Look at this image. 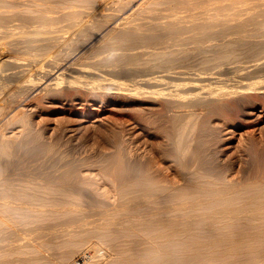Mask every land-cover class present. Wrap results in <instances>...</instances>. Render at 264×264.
<instances>
[{"label": "bare ground", "instance_id": "6f19581e", "mask_svg": "<svg viewBox=\"0 0 264 264\" xmlns=\"http://www.w3.org/2000/svg\"><path fill=\"white\" fill-rule=\"evenodd\" d=\"M27 1H29L31 4L30 0ZM36 1L33 0L34 3ZM46 1L47 0H43L44 6L42 4L41 9L39 7L40 1L39 5L37 4V8L35 5L36 3L34 4L36 9H40L38 11L32 7L36 10V12L38 11L37 13L35 11V13L33 11L32 13L30 11L21 12L18 10L17 13L15 12L13 14L9 11L12 15H9V12L8 15L0 14L1 27L6 25L5 23L8 22L9 24L10 21H13L10 19L13 17V15L14 17H16V19L21 17L22 20L21 18L20 20L23 24V28L25 27V30L27 29V27L32 29L27 30L26 32L22 28H20L19 30L17 27H21L20 23V26L16 27V25L18 24L14 25L17 30L16 28L12 27L13 29H15V31L12 29L11 31H9L10 28L8 26L9 30L8 28H6L7 32H12L11 34H14L16 32L14 35L17 34L16 36L18 38V36L22 33H20L19 31L24 30L23 33H26V35L21 37L19 36V40L28 42L27 48H29V50L31 49V53L34 52L32 50H39L40 56L44 55L47 57V59L49 57V62L47 61L48 63L46 65L42 64L43 66L37 67L39 65H36L35 62L34 64L36 65V67L29 68L30 64L25 62L26 60H23L24 58L21 59V57L19 58V56L12 57V55L7 56L4 52L7 47L6 42L8 43V41L10 40L9 37L8 41H6L7 39L5 40L6 42L0 41V57L3 56V52L5 53L3 58H0V65L4 64L5 66L8 61H11L15 63L14 68L16 70L14 72H10L8 70H6L7 72H4L2 70L4 73L2 71L0 72V103H2V101L4 102L2 105L0 104V133L2 132V129L5 130L7 128L3 127L13 125L15 124V121L19 122V120L17 119H20L21 116L23 118L25 116V113L31 110H37V105L35 103V100L37 102V97L46 96L49 100L56 101L59 97L62 96V94L65 95V93L69 91L71 92L72 90H76L78 93V91L81 89L79 85H81V87L83 86V88L85 87V90L91 93V97L88 101L80 98L81 96L76 97L70 101L67 100L68 97L65 98L67 101H69V103L67 104L70 105V109L75 112H88V114H95V116L99 118L103 117L108 111V103H116L118 102V100H121L120 97H129L132 99L139 97L141 94H139L138 96H128V94H136L138 92L136 91V88L139 89L142 86L159 88V91L157 92L158 94L155 93L156 95H153V92L150 93V96L152 94L153 96L151 97L154 98V100L151 98L152 101H161L160 103L165 110L169 109L175 112L178 111L179 118H181L180 116L183 115L186 118L185 114L188 112L187 108L189 107H193V110L194 108L198 109L204 106H211L209 108H218L223 103L225 105V101H230L229 99L231 97H237V99H248L250 94L256 92L258 87L263 85L264 89V84L260 85L262 83L260 82L261 80H257V82H255L253 77L249 80L246 79L248 77V74L247 77L240 76V79L235 80V82L232 77H230L231 80H233L232 84H228L227 82H225L229 80V77L228 80L226 79L225 81H222L223 85H216L214 83V85L209 84L208 86H206V88L208 87L209 90L207 91L205 89L206 91H204L203 94L196 92L200 89V82L198 83L197 81L192 84H186L189 86L187 87V89H183L184 87L181 88L178 86V84H171V80L174 76H187L184 75L186 74L187 70L184 71L185 66H183V70H178L176 75H172L174 73L171 74L170 72V74L165 73L159 75L145 74L142 75L141 78H139V75H137L138 78H135L133 80L127 79L126 82H122L118 87H115L116 89L114 90H106L107 84L113 77H109L108 74H113L116 72L120 74V70H123V74L125 77L124 72H127V70H132L133 72L134 68L132 69L131 66H136V68L148 67L151 69L160 67V69L163 68L164 70H169L170 68L173 69L172 66L178 67V64H180V68L182 64L186 65V60L187 62H189L188 59L192 55V53L186 50L187 48L182 44H179L178 42L180 41V38H182L181 36L184 33H187L186 35H188L189 33L188 38L197 43L196 47L198 49L211 50L214 53H212V55H214V60L216 61V63H224L230 60L232 55H235L237 53L236 51H242L238 53H244L243 51H245L246 53L247 50L255 51L256 49H260V51L264 52V0H101L106 4V10H109L108 7L112 8L111 11L109 10L110 13H106L104 11L101 12L105 9L101 8L103 3H101L100 0H79L81 4L83 2V5L86 4L88 6L87 10L79 9V5L81 4H76L79 1L76 2L75 0H73V2H76L75 4H73L72 0V3L70 2V0H67L68 4L71 3L69 5L70 7L68 6V8L72 7V9H59V11L56 10L57 14L54 9H49V14L53 11V13L55 12L54 14L56 15L52 13L51 15H48L46 13L48 10V7L45 5ZM48 1V3H46L48 5H50L49 3H51V5L54 3V1ZM57 1L56 2L57 4L59 3V6L65 7L63 6V3H60L62 2V0L60 2L59 0ZM56 2L54 3V5L56 4ZM64 3L68 5L66 2ZM11 4L13 3H10L9 7L12 6ZM51 5L49 8H52ZM74 5H77V7H75ZM99 6L102 10L99 8L98 12H95L98 9L97 7ZM146 6L151 7V16L150 11L146 10ZM22 7L20 9H22ZM14 10L17 9L14 8ZM145 10L146 12L150 13L148 17L146 16L147 13L145 12ZM156 10H158V12L160 13H157ZM144 12L146 13V15ZM143 14L145 15V17H143ZM13 19L15 20V18ZM2 31L3 30H1L0 28V32ZM1 34L2 33H0V36H2ZM5 34L3 35L6 36ZM7 35H9V33H7ZM213 38L219 39L220 43H211L210 39L213 40ZM169 40H171L172 43L174 41V45H177L178 43L177 48L174 49L172 47L174 45H171ZM175 40H178L177 43L175 42ZM208 40L210 41V43H208ZM167 41L170 44L166 43ZM10 43H8V45ZM16 43L17 42L15 41L14 44ZM12 46L15 47V45L13 44ZM22 46L24 47V45ZM187 46H190V42L189 45L187 44ZM14 49H17V46ZM175 50L179 53L175 52ZM32 55L34 54L32 53ZM37 55H39V52L37 53ZM145 55H149V58H153L152 60L155 61H149H151V63H154L151 65H147L149 64V62L145 59ZM14 57H16V59H13ZM46 57H44V59ZM25 58L27 59V57ZM20 59L23 61H21ZM83 60H87L89 61L88 63L91 64L87 66H79V62ZM191 60L192 58L190 59V61ZM209 64L211 65V63ZM97 65L105 67L107 69L106 71H104L105 75H102L103 73L98 75L99 73L97 74L92 71L94 70V68L96 69ZM99 72L101 71L99 70ZM68 73L73 74V77L71 76L72 78H70L72 80L74 78L73 82L72 80L68 79V77H70V75L72 74L69 75ZM28 74H33V76L35 75L34 79H37V77L41 76L40 80L38 79L39 81L30 82L24 78ZM130 74L128 73L129 76ZM135 75L133 74V76ZM30 76L31 75H29L28 77ZM205 78L209 79L210 77L205 75L203 77L199 75L197 79L186 80L203 81L205 80ZM251 79L253 81H250ZM9 80H12L11 85H8V87H6L7 81ZM180 81L182 80H179V83ZM130 88H132V90L135 88V92L128 91L131 90ZM85 90H83V92ZM142 90L143 88L141 89V91ZM259 93L263 94L262 91H260ZM147 94L145 96L144 90V97L147 98ZM250 101L244 104L245 109L243 112L245 119L250 123L251 126L260 127L259 125L264 124V106L254 104L252 102L250 103ZM224 105L222 106L225 107ZM231 106L229 105L230 108ZM214 109L212 108L211 111ZM193 110L191 109V111ZM219 110H221V108ZM222 110H224V108ZM199 111H201V109ZM211 111L210 109L208 110V112ZM218 111H216L217 114ZM214 112L215 111L211 113ZM196 113L197 112H195V114ZM190 115L192 116V114ZM175 116H173V118ZM191 116H189L190 120L192 119L190 118ZM199 118L200 116L197 117V119ZM231 121L233 122L232 119ZM179 122L181 123L182 121L180 120ZM232 122L229 127H224L225 133H223L225 134V136L230 134L233 128H235V124ZM199 123L201 122H198V124ZM227 123L225 124L227 125ZM229 124L230 122L228 123V125ZM186 125L185 127L184 125L181 126L186 128ZM188 125H190V123ZM195 125H193V128L192 126L189 127V129H195L198 126L196 125V127L194 128ZM206 125L208 124L199 126H202V128L205 130L204 126ZM175 127H177V125ZM178 128L179 127H177V129ZM186 129L181 128L180 132L183 130L184 132H182L185 133ZM202 131H200V133H202ZM2 133L4 134H0V178H3V180L9 178L11 182L12 180L10 179L9 175L12 174L13 176L14 174H18L20 176L24 175V177L26 178V180H24L27 182V179L30 177L31 171L30 173H24L26 170H19L18 168L21 165L17 167V165L13 161V157L16 153H20L23 150V152L27 154V157L29 158L28 160L31 161L30 166H32L31 164L35 160L38 162L39 159H41L42 157L44 158L43 153H46V151L43 149V145L31 146L26 140L24 142H16V151L11 154L9 153V151L12 152L13 150L11 151V148H9L10 150H8L9 145H11L9 142L12 141V143H14L12 139H16L18 141V139H20V137L23 135V129L19 128L18 125V127H13L12 134H9V136L5 134V131H3ZM174 136L175 135L173 134V137ZM183 137L184 136L182 135V139L179 138V140L181 139L180 141L183 142V146H187L186 148L188 149L182 147V144L177 139L178 137H174V139H176L178 143L175 146L174 152L171 154V161L174 163V175L172 177L157 176L155 173H153V167L150 168L151 166L148 167V165L143 164L139 165L138 163L133 164L132 161L129 162L127 160V154H125V156L124 153L122 154L120 151L115 155H113V153V156L111 155V157L109 156L107 158L105 156V159L103 158V160H105L103 162H106L104 166L106 167L105 170L109 172L114 178L115 194L113 193L112 195L115 197V199L114 197H112V192L110 190L109 197H112L113 199L109 200V197H106L108 198V200H103L101 198H95V196L89 194L91 192H88L86 189L78 186L75 181L79 179L78 177H80L79 173L77 172L79 164H74L73 161L70 162L66 157V159H63L60 161V163L57 162L56 164L55 162L58 160L57 158V160L54 158L53 161L56 160L55 162H50V160L47 161L44 158L43 161L41 160L43 162V166L41 167V162H38L40 165V167L38 168L36 167L38 165L36 161L34 163L36 169L40 170L41 168V172L44 171L42 173L45 174L43 175V179L46 180L45 182L47 186L46 188L44 187L46 191H48L49 189L53 191L54 187L50 184L54 185V183H56V179L59 181L57 188L60 192V197H57V199L53 198L54 201H52V203L48 201L50 204L44 205L43 203H39L37 201L39 198L37 196V193L32 194L31 191L29 193L27 189H24L23 193L22 189L19 187L17 190H14L17 187L15 186L16 184L13 185L12 182L15 179V181L18 180L16 178L18 175H16V177L11 176L12 178L15 177V179L11 182V185H9L10 183H5L4 185L7 190L10 188L12 189L0 194V252L1 250L7 248L9 250L8 252L11 251L12 253L13 251V253H15L14 251H16L17 249L20 250L21 248H23L22 246L24 245L21 243H25V240H27L28 238L29 240L32 239L30 240L31 242H29L32 244H35L34 242L38 241V244L36 243V247H39L38 245H40L42 242L46 243V245L48 244V248H50L51 246L50 249H53L54 247L52 248V245L50 244H53L55 246L60 240H64L65 236L63 233L66 232V246L64 245L65 248L61 252L59 250L55 252L56 249H54V254L46 255L49 251L47 250L48 252L46 253V250H43L47 249V246L44 248V244H41L42 246L40 247H43L42 250L39 247L43 253H46L45 259L47 258L49 260H53L52 258L56 257V260L58 259L60 263L65 264L68 263L69 260H72V257H74V253L79 247L77 246L76 248V245H78L80 242L84 244L85 241L88 243L89 237H86L87 231L91 232L92 230H104L109 233V235L111 236V240H113L112 238L117 240V249L115 250H117L119 258L115 257L117 258L115 261L113 257V264H175L172 261H176V264H232V262L234 263L241 258L242 260L243 258H245L246 260V257H250L254 254H257L259 258L260 255H258V253H262L261 257H263H260L262 261L258 259V262L257 260L258 264H264V150L261 151L256 148L253 150L252 160L254 166H252L254 167V171L250 172L249 169L246 174V171L244 170L245 174L244 171H242L240 173L241 176L239 175L238 178H235L236 176L234 177L233 174H231L232 176L228 174L230 169L227 173H225V167L224 170H222L223 168L222 166H220L221 164L217 165L218 162L216 164L215 159L214 161H210V159L212 160V158H209L211 156L206 158L208 156L207 152V156H204L205 154L203 155L199 148H192L195 146L189 145L192 144L191 142L187 143L188 140L183 141ZM198 141L200 140H197V142ZM184 142L187 144H184ZM188 145L190 146V148L188 147ZM225 149L227 150V148ZM47 152L49 154V152L52 153L53 151ZM128 156L127 157L130 158L132 154L130 155L129 153ZM51 158L53 159V156ZM146 159H148V157ZM150 161L151 160H148V163ZM58 164H61L59 172L56 168ZM79 167L81 168V166ZM41 172L38 175L42 174ZM236 173L238 174V172ZM242 173L244 175H242ZM34 174H31V176H35ZM38 175H36V177ZM18 178L20 180L19 176ZM31 178H29V182L31 181ZM22 179L23 177H21V180ZM23 182L21 183L23 184ZM18 185H20V183ZM22 186L23 185H21V187ZM26 186L28 188L30 184L28 185L27 183V185H25V188ZM5 187L3 186V188ZM22 188H24V186ZM29 188H31V186ZM73 193L79 195V197L77 195H72ZM105 196H107V194ZM77 198L81 199L82 201H76ZM18 214L24 215L26 217L23 216V219H20L21 216H19ZM16 216L17 218H14ZM30 216H33L34 218L36 217V219L31 218ZM43 216L46 217L44 218ZM28 217H30L31 220ZM16 219L20 221L19 223L17 222V225L15 224L17 221ZM13 221L15 223H12ZM12 224L16 226L12 227ZM95 232L93 233L95 234ZM76 234H78V236L80 234L79 237L81 238H76ZM81 234H84L85 237H83ZM62 236H64V238ZM59 237L62 238L60 239ZM57 239L59 241L56 243ZM61 243H59L61 245L60 248L64 244ZM89 244L90 247L91 245H93L90 243V240ZM27 245L29 246L30 244L27 243ZM58 247L59 246H57L56 248L58 249ZM91 249L92 248H90L89 250ZM95 249L96 247L94 248V250ZM40 250H38V252L41 255L42 253L40 252ZM86 250L88 251V248ZM18 251H16V253ZM36 252L37 251H35V253ZM50 252H53V250H50ZM39 253H36L37 255H34V253H30L31 255L29 256H20L13 259L10 258V260H8L7 258V261H4V259H2V257L0 256V264H9V261H15L16 264H34L36 260L42 262L41 259L42 257H44V255H42L41 257ZM84 253L85 252L83 251V254ZM88 253L90 252L88 251ZM95 253H93V255ZM23 254L25 255V253ZM255 255L254 257H250L251 259L247 258V260L249 259V261L251 260L253 262L252 259L255 258ZM49 260L47 261L48 263ZM177 260H179L180 262H177ZM245 260H243L244 262H241L246 264L245 262L247 260ZM108 261V264L112 262ZM90 262L91 261H89V263ZM96 264H98V262H96Z\"/></svg>", "mask_w": 264, "mask_h": 264}, {"label": "rangeland", "instance_id": "374dc122", "mask_svg": "<svg viewBox=\"0 0 264 264\" xmlns=\"http://www.w3.org/2000/svg\"><path fill=\"white\" fill-rule=\"evenodd\" d=\"M2 1V2H1ZM0 2V14H5V15H8L10 12L13 14V13H17L18 12V10L19 11H21V12H36V10H38V9H36L37 8V6L39 5V1H40V5H39V7H40V9H41V7H42V4H43V6H44V2H43V0H42V2H41V0H38V1H36V0H34V1H36L35 3L33 2V0H30L31 1V4H30V2L29 1H27V0H1ZM5 1H6V3H5ZM18 1H19V3H18ZM45 1V0H44ZM48 1V0H47ZM46 1V3H48ZM51 1H54V3L57 1V0H50V2ZM61 0H59V2H60ZM69 1V0H68ZM67 0H64V2H68ZM76 2L77 1H79V0H75ZM4 2V3H3ZM7 2H9V3H7ZM23 2V3H22ZM33 2V3H32ZM58 2V1H57ZM57 2H56V4H57ZM63 2V0H62V2H60V3H63V4H60V5H63V6H65V7H62V6H59L58 4L56 5H54V3L51 5V3H49L50 5H51V7L52 8H49L50 7V5H48V4H46L45 3V5L48 7L46 10H47V14L48 15H51V13L52 14H54L55 12H56V10L57 11H59V9H67L68 8V6L73 2V0H72V2H71V0H70V4H68V5H66L65 3ZM76 2H73V4H75ZM82 2V1H81ZM100 2L101 3H103L101 0H100ZM10 3H13V4H11L12 6L11 7H14L15 9H17V10H14V8H11V7H9L10 6ZM22 3V4H21ZM29 3V4H28ZM36 5V8H35V5ZM38 4V5H37ZM72 4V5H73ZM77 5H79V4H81L80 3V1L79 2H77L76 3ZM104 4V5H103ZM102 4V6H101V8L103 9H105V6H106V4L105 3H103ZM14 5V6H13ZM32 5H34V6H32ZM77 5L75 6V7H77ZM145 5H147V4H145ZM4 6V7H3ZM18 6H20V7H18ZM23 6V7H22ZM29 8H27V7ZM67 6V7H66ZM82 6V7H81ZM104 6V7H103ZM144 6V5H143ZM6 7H8V8H6ZM22 7V9H20ZM35 8V9H33V8ZM38 7V8H39ZM70 7V6H69ZM74 7V8H75ZM87 5L85 4V5H83V2H82V4L81 5H79V9H84V10H87ZM145 7V6H144ZM73 8V9H74ZM98 9H97V11H95V12H98V10H99V8H100V6L99 7H97ZM100 8V9H101ZM149 10H148V9ZM8 9V10H7ZM11 9V10H10ZM12 9H13V11H12ZM28 11H27V10ZM31 9V10H30ZM39 9V10H40ZM52 9H54L55 10V12L53 13V11L52 12H50V14H49V12L48 11H50V10ZM68 9H72V7L71 8H68ZM76 9H78V8H76ZM101 9V10H102ZM106 9H107V6H106ZM100 10L101 12H106V13H110L109 12V10L111 11L112 10V8H109L108 7V9L109 10ZM145 9V8H144ZM151 9V7H149V6H146V10L147 11H150V13L152 12V10H150ZM6 10V11H5ZM26 10V11H25ZM38 10V11H39ZM89 10H90V8H89ZM88 10V11H89ZM146 10H145V12H146ZM159 10V9H158ZM158 10H156V12L157 13H160V12H158ZM10 11V12H9ZM37 11V12H38ZM99 11V12H100ZM162 11V10H161ZM9 12V13H8ZM32 12V13H33ZM34 12V13H35ZM36 12V13H37ZM144 12V13H145ZM163 12V11H162ZM9 14V15H12V14ZM146 13H147V15H146ZM145 13V15L148 17V15L150 14V13H148V12H146ZM56 14H57V12H56ZM56 14H54V15H56ZM145 15L143 14V17H145ZM152 15V13L150 14V16ZM17 17H19V16H17ZM13 18H15V20L13 19ZM21 18V17H20ZM20 18H18V19H16V17H14V15H13V17L12 18H10L11 20H13V21H10L9 22V24H8V22L7 23H5L6 25H2L3 27H1L0 26V28H1V30H3L2 32H0V33H2L1 35L2 36H0V41H5L6 39V41H8V37L10 38V42L8 41V43H10L9 45H8V43L6 42V49H5V53H6V55L7 56H11L12 55V57L13 56H19V58L21 57V59H23V60H26L25 62H27V63H29L30 65H29V68H35L36 67V65H39V66H37V67H41V66H43L42 64H44V65H46L48 62H49V57H48V59H47V57L46 56H40V51L39 50H32V51H34V52H32L34 55H32V53H31V49L29 50V48H27V44H28V42H23L24 40H19V36L21 37V36H24V35H26V33H23V31L25 30L24 28H23V24H22V22H21V20H22V18H21V20H20ZM10 19H7V20H10ZM20 20V21H19ZM263 22H264V20H263ZM21 23V27H17V26H20L19 24ZM16 24H18V25H16ZM14 25H16V27L20 30V28H22V29H24V30H22V31H19L20 33H21V35H19L18 36V38H17V34L16 35H14V34H11L12 32H7V30H6V28H8V26H9V28H10V30H9V28H8V30L9 31H11V29L12 30H14L15 31V29H13V28H16ZM13 27V28H12ZM17 28H16V30H17ZM29 27H27V29L25 30V32L27 31V30H31L30 28L28 29ZM249 28H251V27H249ZM13 31V32H14ZM250 31H251V29H250ZM3 32H5V33H3ZM7 33H9V35H7ZM18 33V32H17ZM250 33V32H249ZM3 34H5L6 36H4ZM19 34V33H18ZM185 34V33H184ZM182 35L181 37L182 38H180V41H178V40H175V42L177 43V41L179 42V44H182L183 46H185L187 49L186 50H188L189 52H191L192 53V55L190 56L191 58H192V60L190 61V57H189V59H188V61L190 62H187V60H186V65L185 64H182V66H181V68L179 67L180 66V64H178V67L177 66H172V68L173 69H175V70H173V69H169V70H164L163 68L162 69H160V67H157V68H148V67H137L136 68V66L134 67H132L131 66V68L133 69H136V70H134L133 69V72H132V70H127V72H124L125 73V77H124V74H123V70L121 71L120 70V74H118V72H116V73H113V74H108V76L110 77V76H113L112 77V79H111V81L107 84V88H106V90H108V91H111V90H114V89H116L115 87H118L122 82H126L127 81V79L128 80H130V79H135V78H138L137 77V75H139V78H141L142 77V75H145V74H151V75H159V74H165V73H174V74H172V75H176L177 74V71L178 70H183V66H185V68H184V71L185 70H187V72H186V74H184V75H187V76H184L185 78L186 77H188V78H186L187 80L188 79H197V77L200 75V76H203L204 77V75L205 76H208V77H210L209 79H207V78H205V80H189V81H187L183 76H180V75H176V76H174L173 77V79L171 80V84H173V85H175V84H178V86L179 87H181V88H183V89H187V87L189 86V85H186V84H192V83H195L196 81L199 83V87H200V89L198 90V91H196V92H198V93H201V94H203V92L204 91H208L209 89H208V87L206 88V86H208L209 84L211 85V84H216V85H223L222 84V81H225L226 79L228 80V77H229V80H230V82H229V80L228 81H225V82H227L228 84H232L233 83V80H234V82H235V80H238V79H240V76H246L247 77V74H248V77L246 78V79H250V78H252L253 77V79H254V81L255 82H257V80H261L260 82H262L260 85H262V84H264V52H262V51H260V49H256L255 51H252V50H247L246 51V53H245V51H243L244 53H238V52H242V51H236L234 54L236 55H232V57L234 58H230V60H228V61H226V62H224V63H220V62H217L216 63V61L214 60V55H212V51L211 50H209V49H198L196 46V44L197 43H195L192 39H189L188 37H189V33H188V35ZM10 35H11V37H10ZM13 35V36H12ZM5 37H7V38H5ZM16 39H15V38ZM14 39H15V41L17 42L16 44H14L15 43V41H14ZM212 39V38H211ZM210 39V41H211V43L213 42V43H220V40L219 39H215V38H213V40H211ZM215 39V40H214ZM18 40V41H17ZM218 40H219V42H218ZM173 41V40H172ZM210 41L208 40V43H210ZM216 41V42H215ZM13 42V43H12ZM169 42L171 43V45H174V41H173V43L171 42V40H169ZM168 41L166 42V43H168V44H170ZM189 42H190V46H187V44L189 45ZM24 45V47L21 45ZM207 43V44H208ZM12 44L13 45H15V47L14 46H12ZM167 44V45H168ZM166 45V44H165ZM177 45H178V43H177ZM177 45H174V46H172L174 49L175 48H177ZM16 46H17V49H14V48H16ZM26 46V47H25ZM160 46V45H159ZM192 46V47H191ZM10 47V48H9ZM9 48V49H8ZM189 48H191V49H189ZM19 49V50H18ZM11 50H12V52H11ZM14 50V51H13ZM8 51V52H7ZM37 51V52H36ZM208 51H210V52H208ZM3 52V56L5 55V53ZM36 52V53H35ZM39 52V55H37V53ZM175 52H178V51H176L175 50ZM248 52V53H247ZM255 52V53H254ZM259 52V53H258ZM8 53V54H7ZM179 53V52H178ZM210 55H209V54ZM262 53V54H261ZM214 54V53H213ZM255 54V55H254ZM258 54H259V56H258ZM212 55V56H211ZM240 55H242V56H240ZM248 55H249V57H248ZM3 56H1L0 58H3ZM35 56H37V57H35ZM40 56V57H39ZM253 56V57H252ZM257 56V57H256ZM25 57H27V59L25 58ZM42 57V58H41ZM44 57H46L45 59H44ZM145 57V59L146 60H148V62H149V64H147V65H151V64H153L154 62H152L151 63V61H155V60H152L153 58H149V55H145L144 56ZM262 57V58H261ZM5 58H7V57H5ZM4 58V59H5ZM9 58V57H8ZM11 58V57H10ZM19 58H17V59H19ZM32 58V59H31ZM35 58V59H34ZM42 60H41V59ZM149 58V59H148ZM236 58V59H235ZM13 59H16V57H14ZM20 59V60H21ZM29 59V60H28ZM47 59V60H46ZM211 59V60H210ZM10 60V59H9ZM23 60H21V61H23ZM31 60V61H30ZM149 60H151V61H149ZM234 60V61H233ZM29 61V62H28ZM40 61V62H39ZM42 61V62H41ZM46 61V62H45ZM48 61V62H47ZM211 61V62H210ZM257 61V62H256ZM36 62V63H35ZM89 61H87V60H83V61H80L79 62V66H87V65H89V64H91V63H88ZM213 62V63H212ZM215 62V63H214ZM228 62V63H227ZM7 63V62H6ZM5 63V64H6ZM14 65H13V64ZM32 63V64H31ZM36 65H35V64ZM209 63H211V65L209 64ZM220 63V64H219ZM258 63H259V65H258ZM207 64H209V65H207ZM216 64V65H215ZM223 64H226V65H223ZM14 66H15V63L14 62H11V61H8V63L4 66V64L2 65H0V72L3 70L4 72L6 71V70H8V71H10V72H14V71H16L15 70V68H14ZM31 66V67H30ZM235 66V67H234ZM247 68H246V67ZM12 67V68H11ZM25 67H27V66H25ZM189 67V68H188ZM213 67V68H212ZM239 67V68H238ZM251 67V68H250ZM10 68V69H9ZM195 68V69H194ZM219 68V69H218ZM254 68V69H253ZM5 69V70H4ZM17 69V68H16ZM98 71H97V70ZM96 69L94 68V70H92L93 72H95V73H99L98 75H100V74H102V75H105V73H104V71H106L107 69L105 68V67H101V66H99V65H97L96 66ZM109 69V68H108ZM118 69H120V68H118ZM150 69V70H149ZM212 69V70H211ZM222 69V70H221ZM228 69V70H227ZM237 69V70H236ZM247 69V70H246ZM13 70V71H12ZM96 70V71H95ZM99 70L101 71V72H99ZM218 70V71H217ZM244 70V71H243ZM2 71V72H3ZM91 71V72H92ZM154 71H156V72H154ZM172 71H174V72H172ZM247 71V72H246ZM248 71H249V73H248ZM3 72V73H4ZM7 72V71H6ZM122 72V73H121ZM197 72V73H196ZM210 72V73H209ZM241 72H242V74H241ZM128 73L130 74V73H133L135 76H133V74H130V76L128 75ZM140 73V74H139ZM169 73V74H170ZM241 74V75H239V74ZM69 75L70 74H72V73H68ZM209 74V75H208ZM219 74V75H218ZM245 74V75H244ZM255 74V75H254ZM29 75H31L30 77H28ZM69 75H66V76H69ZM122 75V76H121ZM141 75V76H140ZM195 75V76H194ZM214 75V76H213ZM257 75V76H256ZM35 76V75H34ZM34 76H33V74H28L27 76H25L24 78L25 79H27L28 81H30V82H32V81H39L40 80V77H37V79L35 78L34 79ZM39 76V75H38ZM73 77V74L72 75H70V77H68V79L69 80H72V79H70V78H72ZM212 76V77H211ZM220 76V77H219ZM222 76H226V77H222ZM238 76H239V78H238ZM260 76V77H259ZM27 77V78H26ZM176 77V78H175ZM215 77V78H214ZM230 77H232V79L233 80H231V78ZM30 78H31V80H30ZM116 78V79H115ZM118 78V79H117ZM122 78H124V79H122ZM184 79V81H183V79ZM256 78V79H255ZM263 79V81H262V79ZM39 79V80H38ZM124 80V81H122V80ZM204 79V78H203ZM212 79H213V81H212ZM73 80H74V78H73ZM73 80H72V82H73ZM179 80H182V81H180V83H179ZM207 80H208V82H207ZM9 81H10V84H9ZM9 81H7V85H6V87H8V85L10 86L11 85V81L12 80H9ZM194 81V82H193ZM202 81V82H201ZM205 81V82H204ZM220 81V82H219ZM250 81H253L252 79L250 80ZM258 81V82H259ZM174 82V83H173ZM211 82V83H210ZM259 82V83H260ZM202 83H204V84H202ZM208 83V84H207ZM219 83H221V84H219ZM258 83V84H259ZM206 84V85H205ZM213 84V85H214ZM114 85V86H113ZM80 86V92L78 91V93H79V95H78V93H77V91L75 90H72L71 92L69 91V92H67V93H65V95H63L62 94V96L61 97H59L58 98V100H56V101H51V100H49L46 96H40V97H37L36 99H37V102H36V100H35V103H36V105H37V107H36V109L37 110H31V111H29V112H27V113H25V116L23 117L24 118V120H23V118H22V116L20 117V119H17V120H19V122L18 121H15L14 123L15 124H13L14 126H16V127H18V125H19V128H22L23 129V135L20 137V139H18V141L15 139H12L13 141H14V143H12V141L11 142H9L11 145H9V147H8V150H10L9 148H11V151L12 152H10L9 151V153H13L14 151H16V142H24L25 140L26 141H28L29 142V145H31V146H42L43 145V149L46 151V153H43V156H44V158H45V160H47V161H49L50 160V162H55L57 159V161L55 162V164L57 163V162H59L60 163V161L61 160H63V159H68L70 162H72L73 161V163L74 164H79L78 165V170H77V172L79 173V176L80 177H78L79 179H77L76 181H75V183L78 185V186H80L81 188H83V189H86L88 192H93L92 194L91 193H89L90 195H93V196H95V198H101V199H103V200H108V198H106V197H109L110 196V191L112 192L111 193V195L114 193L115 194V183H114V178L111 176V174L109 173V172H107L105 169H106V167H104L105 166V164H106V162H103V161H105V160H103V158L106 156L107 158L110 156L111 157V155L113 154V155H115V154H117V153H119V151L123 154L124 153V155L125 154H127V156H128V154L130 153V155L132 154V156L130 157V158H133V159H130V158H128L126 155V158H127V160L130 162V161H132V163L134 164H139V165H141V164H143V165H148V167H150V168H152V170H153V173H155L157 176H160V177H163V176H170V177H172L173 175H174V167H173V162L171 161V154L174 152V150H175V146H176V144L178 143V141L176 140V139H174V137L175 138H177L178 140H179V138H181L182 137V135L184 136L183 137V141H187V143H189V142H191L192 144H189V145H193V146H195V147H192V148H199V150H201V152L203 153V155L204 156H207V153H208V156L206 157V158H208L209 156H211V157H209V158H212V160L210 159V161H214V159H215V162H216V164H217V162H218V164L217 165H219V164H221L220 166H222V170H224V167H225V170H224V172L225 173H227L228 172V170L230 169V171L229 172H231V173H229L228 172V174L230 175V176H232L231 174H233V176L235 177V178H238V176L240 175L241 176V172L242 171H246V174H247V172L249 171V169H250V172H252V171H254L253 169H254V165H253V160H252V154H253V150L256 148V149H258V150H264V124L263 125H259L260 127H258V126H251L250 125V123L245 119V116H244V109H245V106H244V104H246V103H248V101H250V103L252 102V103H254V104H257V105H260V106H264V89H263V85L262 86H260V87H258V89L256 90V92H253L252 94H250V96L248 97V99H237V97H231L229 100L230 101H225V105H224V103L222 104V105H224L225 107H223L222 105H220V106H222L223 108H224V110H222L223 108L222 107H220L221 108V110H219L220 108L218 107H212L214 110H212L211 111V109L212 108H209V107H211V106H209V107H207V106H204V107H201V108H198V109H195L194 108V110H193V107L191 108V107H189V108H187L188 109V112L185 114V116H186V118L184 117V115L183 116H180L181 118H179V112L178 111H173V110H165V109H163V107H162V105H161V101H159V100H156V102H153L152 101V99L154 100V98L153 97H151V96H153V95H156V94H158L157 92L159 91V88H156V87H144V86H142L141 88H136V91H138L136 94L135 93H129L128 94V96H134V95H139V94H141L140 96H141V99H140V96L139 97H136L135 99H132V98H129V97H120L121 98V100H118V102H116V103H113V102H110V103H108V111L105 113V115L103 116V117H97V116H95V114H88V112H85V113H83V112H75V111H73V110H71L70 108V105H68L67 103H69V101L70 100H73L74 98H76V97H80V98H82V99H84V100H86V101H88L89 99H90V97H91V93L89 92V91H86L85 90V87L83 88V86L81 87V85H79ZM186 86V87H185ZM231 86V85H230ZM109 88V89H108ZM143 88V92L141 91V89ZM131 90H128V91H130V92H135L134 90H135V88L132 90V88H130ZM206 89V90H205ZM261 89V90H260ZM82 90V91H81ZM83 90H85L84 92H83ZM144 90H145V96H146V94H147V98L146 97H144ZM151 90V91H150ZM140 91V92H139ZM150 91V92H149ZM260 91H262L263 92V94L262 93H259ZM73 92V93H72ZM86 92V93H85ZM153 92V93H152ZM69 93H72V94H69ZM85 93V94H84ZM87 93H89V94H87ZM150 93H152L151 94V96H150ZM156 93V94H155ZM261 94V95H260ZM66 95H68V96H66ZM148 95H149V97H148ZM143 96V97H142ZM46 97V98H45ZM68 97V98H67ZM69 97H70V99H69ZM65 98H67V100H69V101H67ZM143 98V99H142ZM144 98H145V100H144ZM152 98V99H151ZM250 98V99H249ZM252 98V99H251ZM149 99V100H148ZM39 100V101H38ZM48 100V101H47ZM146 100H147V102H146ZM232 100V101H231ZM245 100V101H244ZM257 100V101H256ZM113 101V100H112ZM127 101V102H126ZM159 101V102H158ZM234 101V102H233ZM242 101V102H241ZM244 101V102H243ZM247 101V102H246ZM115 102V101H114ZM229 102H231V103H229ZM237 102V103H236ZM4 102L2 101V103H0L1 105L3 104ZM242 103V104H241ZM113 104V105H112ZM160 105V106H159ZM226 105H228V106H226ZM229 105L231 106V108H232V110H231V108L229 107ZM242 105V106H241ZM136 106V107H135ZM235 106V107H234ZM39 107V108H38ZM111 107H112V109H111ZM208 109H207V108ZM229 107V108H228ZM48 108V109H47ZM133 108V109H132ZM161 108V109H160ZM190 109V110H189ZM191 109L193 110V111H191ZM201 109V111H199ZM207 109V110H206ZM210 109V111L211 112H213V111H215L214 113H211V112H208V110ZM230 109V110H229ZM203 110V111H202ZM219 110V111H218ZM227 110V111H226ZM134 113H133V112ZM173 111V112H172ZM190 111H191V113H190ZM216 111H218V114L216 113ZM221 111H225L224 113L223 112H221ZM195 112H197L196 114H195ZM199 112V113H198ZM175 113V114H174ZM85 114V115H84ZM174 114V115H173ZM189 114V115H188ZM190 114H192V116L190 115ZM197 114H199V115H197ZM217 114V115H216ZM223 114V115H222ZM175 115H177V116H175ZM197 115V116H196ZM216 115V116H215ZM231 115V116H230ZM233 115V116H232ZM173 116H175L174 118H173ZM187 116H188V118H187ZM189 116H191L190 118H192L191 120L189 119ZM196 116V117H195ZM200 116V120L199 119H197V117H199ZM230 116V117H229ZM235 116V117H234ZM25 117H26V119H25ZM138 117V118H137ZM177 117V118H176ZM203 117V118H202ZM227 117H228V119H227ZM232 117V118H231ZM102 118V119H101ZM177 119V121H176V119ZM226 118V119H225ZM234 118V119H233ZM187 119V120H186ZM230 119V120H229ZM231 119L233 120V122L231 121ZM24 121V122H22V121ZM181 120L182 122L180 123L179 121ZM225 120H227V121H225ZM229 120V121H228ZM138 121V122H137ZM141 121V122H140ZM177 123H176V122ZM244 121H245V123H244ZM20 122H22V123H20ZM194 124H193V123ZM198 122H201V123H199L198 124ZM230 122V124L228 125V123ZM231 122L232 123H234L235 124V128H233V130H232V132L230 133V134H228V135H226L225 136V128L226 127H229L230 125H231ZM247 122V123H246ZM17 123V124H16ZM173 123V124H172ZM183 123V124H182ZM190 123V125H188V124ZM192 123V124H191ZM225 123H227V125L225 124ZM183 126L184 125V127H185V125H186V128H184V127H182L181 125ZM198 125L197 127H196V125ZM205 124H208V125H206V126H204V128H205V130L202 128V126L203 125H205ZM13 125H8V126H5V127H3V128H6L5 130L4 129H2L1 131L3 132V131H5V134H7L8 136H9V134H12V131H13ZM177 125V127H179L178 129H177V127H175ZM178 125H180V126H178ZM193 125H195L194 126V128L195 129H192L193 128ZM199 125H202L201 127L199 126ZM226 125V126H225ZM13 126V127H12ZM192 126V128H191V130L189 129V127H191ZM208 126V127H207ZM200 127V128H199ZM221 127V128H220ZM225 127V128H224ZM125 128V129H124ZM158 128V129H157ZM176 128V129H175ZM186 129L185 130V133H183L182 131V133L180 132V129ZM202 128V129H201ZM208 128V129H207ZM218 128V129H217ZM113 129V130H112ZM148 129V130H147ZM172 129H174V130H172ZM200 130V131H202V133H200V131H198V130ZM220 129H222V130H220ZM251 129V130H250ZM54 130V131H53ZM121 130V131H120ZM154 130V131H153ZM179 130V131H178ZM189 130V131H188ZM196 130V131H195ZM178 131V132H177ZM208 131V132H207ZM250 131V132H249ZM0 133V134H4V133ZM40 132V133H39ZM156 132V133H155ZM176 134H175V133ZM193 132V133H192ZM210 132V133H209ZM213 132V133H212ZM224 132V133H223ZM38 133V134H37ZM178 133V134H177ZM196 133V134H195ZM207 133V134H206ZM157 134V135H156ZM173 134L175 135L174 137H173ZM180 134V135H179ZM186 136H185V135ZM206 134V135H205ZM247 134V135H246ZM32 135H34V136H32ZM36 135V136H35ZM170 135V136H169ZM178 135V136H177ZM221 135V136H220ZM128 136V137H127ZM191 136V137H190ZM187 137V138H186ZM197 137V138H196ZM252 137V138H251ZM38 139H39V141H38ZM125 139V140H124ZM174 139V140H173ZM182 139V138H181ZM180 139V140H181ZM184 139H186V140H184ZM21 140H23V141H21ZM35 142H34V141ZM134 140V141H133ZM175 140H176V142H175ZM179 140V142L182 144L183 142L182 141H180ZM197 140H200V141H198L197 142ZM203 141V142H202ZM221 141V142H220ZM250 141V142H249ZM39 142V143H38ZM196 144H195V143ZM187 143H185L184 142V144H187ZM252 143V144H251ZM41 144V145H40ZM106 144V145H105ZM197 144H198V147H197ZM201 144V145H200ZM202 144H203V146H202ZM128 145V146H127ZM188 145V147L190 148V146ZM200 145V146H199ZM14 146H15V148H14ZM136 147V148H135ZM171 147V148H170ZM182 147L183 148H186L187 146H183V144H182ZM200 147H202V148H200ZM229 147V148H228ZM231 147V148H230ZM55 148V149H54ZM86 148V149H85ZM225 148H227V150L225 149ZM248 148V149H247ZM173 149V150H172ZM186 149H188V148H186ZM92 150V151H91ZM114 150H116V151H114ZM126 150V151H125ZM129 150V151H128ZM131 150V151H130ZM224 150V151H223ZM47 151H53L52 153H53V155H52V153H50L49 152V154L51 155H49L48 154V152ZM125 152H127V153H125ZM133 152H134V154L136 155H134L133 154ZM146 152V153H145ZM151 152V153H150ZM207 152V153H206ZM20 153H21V155H20ZM20 153H16L15 155H14V157H13V161H14V163L17 165V167H19L20 165V167L18 168L19 170L20 169H22L21 171H25L24 173H30V171H31V174H34V173H36V174H34L35 176H31V174H30V177L29 178H33V180H32V178H31V181L29 182L28 180H30L29 178H28V176H27V182L25 181L26 180V178L24 177V175H18V174H14L13 176H15L16 177V175H18L19 177H20V180H21V177H23V179L20 181L19 180V178H18V176L16 177L18 180L17 181H15L16 179H15V177L14 178H12L13 176H12V174H10L9 176H10V179L13 181L14 179V181H15V183H14V181L12 182V184L13 185H15L17 188H13L14 190H17L18 189V187L19 188H21L22 189V193H23V191H24V189H27V191L30 193V191H31V193L33 194V193H37V196L39 197L38 198V202L39 203H43L44 205H47V204H50L49 202H51L52 203V201H54L53 200V198L54 199H57V197L59 198L60 197V192L58 191V188H57V186H58V183H59V181L56 179V183H54V185L53 184H50L51 186H53L54 187V190L53 191H51L50 189L48 190V191H46L45 190V188H46V180L45 179H43V175H45V174H43L42 172H44V171H42L41 172V168H40V170H38V169H36V167L38 168V167H40V165H41V167L43 166V160H44V158L42 159H39L38 160V162L40 163V165H39V163L36 161V163L38 164H36L37 166L35 167L34 165V163H35V161L31 164L32 166H30V163H31V161L30 160H28L29 158L27 157V154L26 153H24L23 152V150H22V152H20ZM223 153V154H222ZM54 154H55V156H54ZM94 154V155H93ZM162 154V155H161ZM227 154V155H226ZM228 154H229V156H228ZM251 154V155H250ZM26 155V156H25ZM112 155V156H113ZM134 155V156H133ZM144 155V156H143ZM249 155V156H248ZM17 156V157H16ZM53 156V159L51 158ZM62 156H64V157H62ZM72 156V157H71ZM102 156V157H101ZM18 157H20V158H18ZM25 157V158H24ZM27 157V158H26ZM61 157V158H60ZM66 157V158H65ZM78 157V158H77ZM87 157V158H86ZM137 157V158H136ZM148 157V159H146ZM170 157V158H169ZM240 157V158H239ZM17 158V159H16ZM47 158V159H46ZM54 158L56 159L55 161H53L54 160ZM226 158V159H225ZM16 159V160H15ZM20 159V160H19ZM25 159H26V161H25ZM105 159V158H104ZM144 159V160H143ZM42 160V161H41ZM52 160V161H51ZM67 160V161H68ZM148 160H151L149 163H148ZM154 160V161H153ZM147 161V162H146ZM156 161V162H155ZM27 162V163H26ZM84 162V163H83ZM87 162V163H86ZM101 162V163H100ZM152 162H153V165H152ZM214 162V163H215ZM20 163V164H19ZM27 165H26V164ZM63 163V162H62ZM82 163V164H81ZM213 163V162H212ZM81 164V165H80ZM87 164V165H86ZM101 164H104V165H101ZM225 164V165H224ZM25 165V166H24ZM59 165V166H58ZM57 166H56V168L58 169V172H59V169H60V165L61 164H58ZM253 165V166H252ZM79 166H81V168L79 167ZM232 166V167H231ZM31 167V168H30ZM102 167V168H101ZM104 167V168H103ZM229 167H231V168H229ZM26 168H28V169H26ZM160 168V169H159ZM88 169V170H87ZM227 170V171H226ZM233 172H232V171ZM245 171H244V174H245ZM34 172V173H33ZM42 173V174H40V175H38L39 173ZM236 172H238V174L236 173ZM91 173V174H90ZM83 174V175H82ZM243 173H242V175H244ZM36 175H38L37 177H36ZM82 175V176H81ZM12 176V177H11ZM6 177H8V176H6ZM95 177V178H94ZM233 177V178H234ZM88 178V179H87ZM103 178V179H102ZM110 178V179H109ZM232 178V177H231ZM25 179V180H24ZM97 179V180H96ZM107 179V180H106ZM9 180V178L7 179H4L3 180V178L1 179L0 178V189H2L3 188V186L5 187V183H10L9 185H11V182H10V180ZM38 180V181H37ZM4 181H6V182H4ZM8 181V182H7ZM20 181V182H19ZM25 183H24V182ZM17 182H18V184L20 183V185H18L17 184ZM21 182H23V184L21 183ZM106 182V183H105ZM110 182V183H109ZM111 182H112V184H111ZM27 183H28V185L30 184V186H31V188H27V186H26V188H25V185H27ZM25 184V185H24ZM90 184V185H89ZM3 185V186H2ZM12 185V186H13ZM21 185H23L24 186V188H22L21 187ZM109 185V186H108ZM36 186H39V187H36ZM84 186V187H83ZM111 186V187H110ZM2 187V188H1ZM11 187V186H10ZM9 187V188H10ZM45 187V188H44ZM57 190H56V189ZM10 189H12V188H10ZM10 189H8L9 191H10ZM7 189H6V187L5 188H3L2 190H0L1 191V193L0 194H2V192H6V191H8ZM20 190V189H19ZM43 190V191H42ZM56 190V191H55ZM110 190V191H109ZM26 191V192H27ZM55 191V192H54ZM58 191V192H57ZM99 191V192H98ZM51 192H52V194H51ZM43 193V194H42ZM57 193V194H56ZM56 194V195H55ZM107 194V196H105ZM42 195V196H41ZM72 195H77V194H75V193H73ZM52 196V197H51ZM78 197H79V195H77ZM47 197V198H46ZM112 197H114L113 195H112ZM110 198L109 197V200L110 199H113V198ZM105 198V199H104ZM48 199V200H47ZM114 199H115V197H114ZM40 200V201H39ZM82 201L81 199H78L77 198V200L76 201ZM43 201V202H42ZM46 201V202H45ZM49 201V202H48ZM79 201V202H80ZM112 201V200H111ZM114 201V200H113ZM19 216H21V218L20 219H23L22 217L24 216V215H21V214H18ZM19 216H18V219H19ZM24 217H26V216H24ZM31 218H34L33 216H30ZM30 217H28V218H30ZM44 217V216H43ZM46 217V216H45ZM44 217V218H45ZM14 218H17V216L16 217H14ZM31 218H30V220H31ZM24 219H26V218H24ZM34 219H36V217L34 218ZM17 220V219H16ZM15 221V220H14ZM12 222V223H15V222ZM17 222L19 223L20 221H16V225H17ZM13 225V224H12ZM15 225V226H16ZM14 225L12 226V227H15ZM97 232V234H96V232ZM99 231V232H98ZM93 232H95V234L93 233ZM93 233V234H92ZM64 234V236H65V238H64V236H62L63 238H64V240H60L62 237H59L58 239L60 240H58L57 239V241H56V247L57 246H59L58 247V249L53 245V244H50V245H52V248L53 249H50L51 248V246H50V248H48V244L46 245V243H42L41 242V244L43 245L44 244V248L46 247L47 249H44L43 251H45L44 253L41 251L42 249H43V247H40V246H42L40 243V245H38L40 248H41V250H40V248L39 247H36V243L38 244V241L37 242H34V241H32V242H34L35 244H32V243H29V242H31L30 240H32V239H30L29 240V238L27 239V240H25V241H23V242H25V243H21V244H23L24 246H22L23 248H21L20 250L19 249H17L16 251H18L17 253H16V251H14L15 253H13V251H12V253H11V251L10 252H8L9 250L6 248V249H3V250H1V252H0V256L2 257V259H4V261L6 260L7 261V258H8V260H10V258H16V257H20V256H29V255H31L30 253H34V255L37 253H39L38 252V250H40V252L42 253L41 255H40V253H39V255L42 257V255H44V257H42V259H41V261L42 262H40L39 260H36V262H34V264H45V263H47V264H62V263H60L59 262V260L57 261L56 260V257H54L55 258V260H54V258H52L53 260H49V259H47V261L49 260V263L46 261V259H45V256L46 255H51V254H54V249H56V251L55 252H57V250H59L60 252L65 248V239H67V234H66V232L65 233H63ZM66 234V235H65ZM84 234H85V232H84ZM84 234H81L83 237H85V235ZM88 234V235H87ZM77 236H76V238L77 237H79L80 236V234H79V236H78V234H76ZM97 235V236H96ZM91 236V237H90ZM101 236V237H100ZM109 238H108V237ZM86 237L88 238L89 237V240H90V243L91 244H93V245H91V247H90V244H89V240H88V243L85 241L84 242V244L83 243H79L78 245H76V248H77V246H79L80 247V249H82V250H80L79 249V247H78V249L75 251V253H74V257H72L71 259L72 260H69L68 261V263H65V264H73V262L77 259V258H79L80 256H82V255H86V258L87 257H89L87 260H86V263L85 264H90V263H92V264H96V262H98V264H108L107 263V261L108 262H110V261H112V262H110L109 264H113V261L115 260L116 261V259L117 258H115V257H118L119 258V255H118V253H117V250H115V249H117L116 247H117V243H116V239H114V238H112L113 240H111V236L109 235V233L107 232V231H104V230H92L91 232L90 231H87L86 232ZM98 237V238H97ZM107 238V239H105V238ZM68 238H70V237H68ZM73 238H75V237H73ZM79 238H81V237H79ZM94 238V239H93ZM93 239V240H92ZM100 239H101V241H100ZM110 239V240H109ZM108 240V241H107ZM64 241V242H63ZM64 243L63 245H62V247L60 248V244L59 243ZM101 244H100V243ZM27 243L28 244H30L29 246L27 245ZM55 243V242H54ZM61 243V244H62ZM112 243H113V245H115V246H113L112 245ZM59 244V245H58ZM32 245H34V246H32ZM65 245V246H64ZM84 245H86V246H84ZM26 246V247H25ZM29 248H28V247ZM30 246H31V248H30ZM84 246L85 247V249H84V247L82 248V247ZM88 248V251L90 252V253H88V251L86 250L87 248ZM96 247V249L94 250V248ZM115 247V248H114ZM28 248V249H27ZM38 250H37V249ZM90 248H92L91 250H89ZM113 248H114V250H113ZM36 249V250H35ZM97 249H98V252H97ZM100 249V250H99ZM21 250H22V252H21ZM48 250V251H47ZM50 250L52 251L53 250V252H50ZM87 252H86V251ZM93 250V251H92ZM106 250V251H105ZM108 250V251H107ZM29 251V252H28ZM35 251H37L36 253H35ZM83 251L85 252L84 254H83ZM95 251H96V253H95ZM6 252V253H5ZM108 253V255H107V253ZM113 254H112V253ZM3 255H2V254ZM20 253V254H19ZM23 253H25V255L23 254ZM28 253V254H27ZM93 253H95L94 255H93ZM19 254V255H18ZM36 254V255H37ZM46 254V255H45ZM56 254V253H55ZM91 254V255H90ZM262 254V253H261ZM261 254L260 253H258V255H260L259 256V258H258V256H257V254L255 255V258H256V256H257V258L255 259V258H253L252 260H253V262L250 260L249 261V259L247 260V258H250V257H254V255H252V256H250V257H246V260H245V258H243V260H245L246 262V264L247 263H249V264H254V262H255V264H258V262H259V260H261L260 259V257H261ZM90 255V256H89ZM106 255V256H105ZM113 255V256H112ZM5 256V257H4ZM111 256V257H110ZM94 257V258H93ZM114 257V260H112V258ZM102 258H104V259H102ZM261 258H263V257H261ZM44 259V260H43ZM91 259H93V260H91ZM251 259V258H250ZM259 259V260H258ZM242 260V258L241 259H238V261H236L237 262V264H244V263H242L241 261H243ZM255 260V261H254ZM257 260H258V262H257ZM38 261V262H37ZM46 261V262H45ZM71 261V262H70ZM89 261H91L90 263H89ZM94 261V262H93ZM103 261H106V262H103ZM179 260H177V262H178ZM249 261V262H248ZM262 261V260H261ZM260 261V262H261ZM18 262V261H17ZM172 262H174L175 264H176V261H172ZM180 262V261H179ZM236 262H234L235 264H236ZM244 262V261H243ZM251 262V263H250ZM16 264L15 263V261L13 262V261H9V264ZM233 262H232V264H234ZM178 264V263H177ZM182 264V263H181ZM184 264V263H183ZM187 264V263H186ZM218 264V263H217ZM227 264H229V263H227ZM231 264V263H230ZM261 264V263H260Z\"/></svg>", "mask_w": 264, "mask_h": 264}, {"label": "built area", "instance_id": "2783aa9c", "mask_svg": "<svg viewBox=\"0 0 264 264\" xmlns=\"http://www.w3.org/2000/svg\"><path fill=\"white\" fill-rule=\"evenodd\" d=\"M90 256V255H89ZM89 257L86 258V255H82L80 256L79 258H77L73 264H85L86 263V260L88 259Z\"/></svg>", "mask_w": 264, "mask_h": 264}]
</instances>
